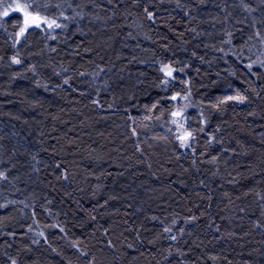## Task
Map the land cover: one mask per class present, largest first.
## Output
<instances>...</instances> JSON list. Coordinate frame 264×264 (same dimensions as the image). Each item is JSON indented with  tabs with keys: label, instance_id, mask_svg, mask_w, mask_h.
<instances>
[{
	"label": "trees",
	"instance_id": "16d2710c",
	"mask_svg": "<svg viewBox=\"0 0 264 264\" xmlns=\"http://www.w3.org/2000/svg\"><path fill=\"white\" fill-rule=\"evenodd\" d=\"M15 2L0 264H264V0Z\"/></svg>",
	"mask_w": 264,
	"mask_h": 264
},
{
	"label": "snow or ice",
	"instance_id": "6c2138e0",
	"mask_svg": "<svg viewBox=\"0 0 264 264\" xmlns=\"http://www.w3.org/2000/svg\"><path fill=\"white\" fill-rule=\"evenodd\" d=\"M9 8H12L14 11H18V12H23V15H24V21H23V26L19 28V31L17 33V37H22L27 28L32 26L33 24L36 26V27H40V24L43 22V23H48V26L49 27H52V25L55 23V21H52V22H48V21H41V18L39 17L38 14H32L28 11V9L31 7L30 4H21L18 2V0H16V2L14 4H10L8 6ZM9 11L8 9L6 8L2 13H0V16H3V17H8L9 16ZM57 27H59V25H56ZM13 63H19L18 60L16 59H13ZM162 71L165 72V75H168V76H171V70H165V69H162ZM173 100L176 99V97H172ZM229 99H238L240 101L243 100V97H236V98H232V97H229ZM173 115H178L177 113H173ZM190 136V133H186L185 135L183 136H180L179 139L183 142L187 139V137Z\"/></svg>",
	"mask_w": 264,
	"mask_h": 264
},
{
	"label": "rangeland",
	"instance_id": "374dc122",
	"mask_svg": "<svg viewBox=\"0 0 264 264\" xmlns=\"http://www.w3.org/2000/svg\"><path fill=\"white\" fill-rule=\"evenodd\" d=\"M31 27H36L34 24L32 25V26H30V27H28V28H31ZM168 76V75H167ZM169 77V76H168ZM176 113H178V115L180 114L179 112H176ZM181 115V114H180ZM179 120H176L174 123H173V127H174V129H178L179 128V126H182V122L180 123V122H178ZM186 134V132H182L181 133V135L180 136H183V135H185ZM180 136H178V137H180ZM188 138V137H187ZM188 140V139H187Z\"/></svg>",
	"mask_w": 264,
	"mask_h": 264
}]
</instances>
